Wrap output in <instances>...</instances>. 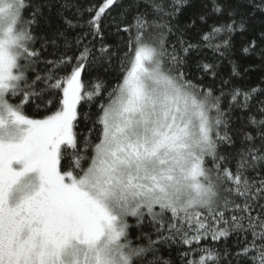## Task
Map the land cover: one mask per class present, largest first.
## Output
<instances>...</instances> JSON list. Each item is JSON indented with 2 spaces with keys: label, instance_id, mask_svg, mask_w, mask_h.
<instances>
[{
  "label": "snow or ice",
  "instance_id": "obj_1",
  "mask_svg": "<svg viewBox=\"0 0 264 264\" xmlns=\"http://www.w3.org/2000/svg\"><path fill=\"white\" fill-rule=\"evenodd\" d=\"M249 32L264 74V0H0V264H264Z\"/></svg>",
  "mask_w": 264,
  "mask_h": 264
},
{
  "label": "trees",
  "instance_id": "obj_2",
  "mask_svg": "<svg viewBox=\"0 0 264 264\" xmlns=\"http://www.w3.org/2000/svg\"><path fill=\"white\" fill-rule=\"evenodd\" d=\"M99 0H80V3L87 7L91 4H96L98 3ZM194 11L193 9H189L188 13L186 16L181 17V23H188L190 22L187 19V16L191 14V12ZM87 15V14H85ZM108 23L107 19H104L102 22V27ZM249 36H251V33H245V34H240L237 33L234 37V54L227 59H224L221 68H220V74L221 78L223 79H228L230 72H231V64L228 63V60H233L238 66L240 70V77H236L235 81L240 84V85H247V84H252V85H257L259 81L264 78V74H262V71L260 69V64L258 57L250 56V55H245L242 51L241 48L243 46L247 45V41L249 39ZM205 58L204 62L207 63L209 60L212 58L213 53L211 49H205L204 50ZM245 69H250L249 71L245 72ZM191 72L195 74V69H191ZM212 81V77L208 76L205 77V83H210ZM199 82V81H196ZM115 83V80L112 77L108 78V86L111 87L112 84ZM220 86L219 80L216 81V87L218 88ZM93 110H95V105H93Z\"/></svg>",
  "mask_w": 264,
  "mask_h": 264
}]
</instances>
